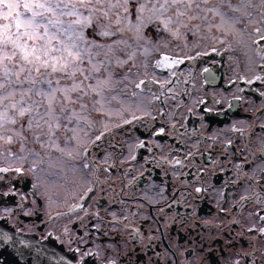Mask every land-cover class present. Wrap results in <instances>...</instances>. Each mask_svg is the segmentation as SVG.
I'll use <instances>...</instances> for the list:
<instances>
[{
  "label": "flooded vegetation",
  "instance_id": "obj_1",
  "mask_svg": "<svg viewBox=\"0 0 264 264\" xmlns=\"http://www.w3.org/2000/svg\"><path fill=\"white\" fill-rule=\"evenodd\" d=\"M152 34L164 47L153 75L131 89L144 110L107 125L78 156L61 158L36 140L40 128L23 123L26 160L19 172H2L0 219L88 264H264L257 231L264 227V82L255 79L264 73L255 45L220 31ZM164 55L178 62L157 67ZM130 70L138 79L140 69ZM70 134L54 131L65 143ZM15 152L12 143L8 153ZM46 157L79 166L63 172L77 176L74 187L58 179L56 166L54 186L45 188ZM47 193L66 201L47 212Z\"/></svg>",
  "mask_w": 264,
  "mask_h": 264
},
{
  "label": "snow or ice",
  "instance_id": "obj_2",
  "mask_svg": "<svg viewBox=\"0 0 264 264\" xmlns=\"http://www.w3.org/2000/svg\"><path fill=\"white\" fill-rule=\"evenodd\" d=\"M208 4L209 0H146L145 3H139L137 0L134 5L133 0H0V93H3L6 87L11 88L13 83L19 85V93L17 89L11 88L6 94H0V132L6 125L17 123V120L9 115V111L12 110L21 118L29 116L27 120L29 131L35 124L37 129L47 126L49 133L54 135L53 128L58 129L61 126L60 117L57 115L59 105L60 113L66 111L69 113L66 117L68 123L75 122L76 126L67 130L72 133L69 140H76L79 145L83 140L80 136V132L83 131L81 123H89L88 116L84 114L88 107L84 103V98L89 96V93L99 97L95 103L101 105L97 111L102 112L104 92L113 86V74L107 67L110 64L108 54L112 51L113 45L106 46L97 43L95 39H90L89 30L94 37L114 36L113 17L119 25L123 20H128L133 6L137 23L133 26L129 20V26L134 27L137 34L146 22H157L160 26L157 28L158 32L168 33L178 39L186 38V33L181 29H187L196 35L200 25L190 27L192 22L206 21L207 16L203 14L213 13L214 17H219V23L209 24V30L215 28L222 33H231L240 43L248 44L250 41L255 45V54L261 61L258 68L264 73V0H239L235 5L231 0H227L226 3L225 0H221L219 5L211 8L207 7ZM121 9L123 16L120 13ZM241 25L244 26L239 27ZM253 25L257 26L252 27ZM253 36L258 39H251ZM105 47L108 50L104 53L105 60L96 59L100 52L94 50ZM144 51L147 54L149 50L145 48ZM134 55V53L130 55L127 60L117 59V64H128L129 61H133ZM85 62L88 67H85ZM177 62L164 55L162 60H157L156 66L172 67ZM144 67L147 68V65ZM101 71L107 75L103 77L91 75ZM65 78L68 82L62 84ZM255 79L264 82V75H257ZM93 80L94 83L91 82ZM247 82L252 83V80ZM144 83V80H140L135 87L141 88ZM25 84L29 85L27 89L23 87ZM37 85L47 87H36ZM17 94L20 96L19 102L15 101ZM32 94L41 99L25 107L24 97ZM260 95L264 96V92ZM5 100L10 101L7 106L3 104ZM44 101H47L46 105ZM77 104L80 111L75 107L67 108V105ZM41 107H44V112L40 111ZM33 112L35 115H31ZM260 127L264 131V124ZM22 130L23 124L21 131L15 135L24 139ZM160 131L163 132L164 129L161 128ZM100 139L101 136L98 135L95 141ZM0 140H6L11 144L13 136L0 135ZM36 140L39 141L38 136ZM83 154H88L87 147L84 148ZM68 155L71 156L72 153L69 152ZM6 171L8 169H0V172ZM16 171L19 172L20 169L17 168ZM91 191L92 188L88 187L87 192ZM195 191L199 193L202 189L196 188ZM260 202L264 203V199H260ZM260 219L264 221V216H260ZM249 231L253 229L250 228ZM257 231L261 240H264V227ZM4 239H9L7 234H4Z\"/></svg>",
  "mask_w": 264,
  "mask_h": 264
},
{
  "label": "rangeland",
  "instance_id": "obj_3",
  "mask_svg": "<svg viewBox=\"0 0 264 264\" xmlns=\"http://www.w3.org/2000/svg\"><path fill=\"white\" fill-rule=\"evenodd\" d=\"M134 1L137 2V0H134ZM138 2L145 3L146 0H138ZM220 2L221 0H209V4L207 5V7L211 8L214 5H219ZM226 2L227 0H225V3ZM231 2L235 5L239 2V0H231ZM203 6L204 5H202V7ZM225 11H227V9H225ZM120 13H121V16L124 15L122 9L120 10ZM229 14L231 15V13ZM203 15L207 16L206 21L205 20L193 21L190 27H195V25L197 24L200 25L199 29L197 30L196 35H202L203 33H207L208 35L217 34L219 30L215 28H212L211 30H209V24L219 23V17H214L213 13L211 12L204 13ZM129 20L131 22V25L133 26L137 23L136 17H135L134 6L132 7V14L129 16L128 20H123L119 25L116 24V18L113 17L112 31L115 33L114 36H111L108 38L94 37L91 35V30H89L90 39H95L97 43H101L106 46L108 44L113 45L112 51L109 52L108 54V59L110 60V64L107 65L109 71H111L113 74L112 76L113 86L110 90H105L104 92L105 99L103 101L104 107H103L102 112L97 111L98 109L101 108V105L98 103H95V101L100 99L99 97L89 93V96L84 98V103L88 105L84 114L88 116L89 123L88 124H84L83 122L81 123V127L83 128V131L80 132V136L83 138L82 142L78 145L76 140H72L73 142L67 140V142L65 143L64 141H62V139L64 140V138L60 136L54 137L55 135L49 133L47 126H42L40 128L42 133L38 137L41 143H44L48 150L56 148L57 155H60L61 158H64L65 155H67L69 152H71L73 155L78 156L79 150L77 148L83 142H86V146L91 144L93 139L98 135V133L102 132V130H104L107 127V125L110 126V124L112 123L119 122L118 119H122L124 121L126 120V117L130 115L131 113L144 110L145 104L143 106V102L145 101L135 100L132 97L131 89L133 85H136L140 80L147 78L149 75H153L152 71L154 70V68H153L152 62L155 58V53L159 52L164 47L161 41L153 38L152 33H154V35L156 33H159L158 37L159 36L161 37L162 33L165 35V37L170 36V34L164 33V32H158L157 28L160 26L158 25L157 22H146L143 29H141L139 34H137L135 28L129 26ZM154 25H156L157 27L154 28L155 27ZM239 27H242V25ZM181 31L185 32L187 35L190 34L187 31V29H181ZM117 41H119V43H117ZM145 48L149 50L147 54H145V51H144ZM94 51L100 52V56L97 57L96 59H99L101 61L105 60L104 53L108 51L107 47L103 49L94 50ZM133 53L135 54L133 61H129V63L125 65L117 64V59L127 60L128 57L132 55ZM133 63L138 69H140L137 72L138 79L134 75L135 72L130 70V68L135 67V66L134 67L132 66ZM145 64L147 65V68L144 67ZM85 67H88L86 62H85ZM91 75H100L103 77V76H106L107 73L101 71V73L91 74ZM14 79L15 78H13V80ZM53 79H55V76L53 77ZM67 82L68 81L66 80V78L62 80V84L67 83ZM91 82L94 83V80ZM85 83H88V82H85ZM41 86L47 87L46 85H37L36 87H41ZM23 87L27 89L29 85L25 84ZM11 88L17 89V92L19 93V85H16L15 83H13L11 85ZM11 88L6 87L3 90V93H0V94H6L8 91L11 90ZM141 97H146V96H141ZM40 99L41 97L36 96L35 94H32L30 96H25L24 106L27 107L29 104H33L34 101H39ZM15 101L17 102L20 101L19 94L16 95ZM9 103H10L9 100H5L3 102L4 106H7ZM46 103L47 101H44L45 105ZM72 107H75L77 111H80L79 104L75 106L67 105V108H72ZM59 108L60 106L57 105V115L60 117L59 123L61 126L57 130H58V133H60V130L63 131V133H65L68 128L75 127L76 124L75 122H73L72 124H69L66 118L69 113L66 111L62 114L60 113ZM40 111L44 112V107H41ZM9 115L13 116L17 120V123L15 125H12V124L6 125L5 129L2 132H0V135L13 136L12 143H13V146H15L16 148V152L14 156H11L8 153V151H10V145L12 143L9 144L7 143L6 140H0V169H6L5 167L10 166L12 170L13 169L12 167L19 168L20 166H22L24 164V161L26 160L25 153L21 150V148L22 149L25 148V146H22L25 143L24 141L25 138L21 139L19 136H16L15 133L18 131H21V124L26 123L27 120L29 119V116L26 115L25 117L21 118L18 116V114H16L12 110L9 111ZM31 115H35V112L31 113ZM33 128L36 131L37 128L35 127V124ZM55 130L56 128H53V132ZM23 131H25L24 124H23V130H22V134L24 136ZM70 136H72V133L70 134ZM61 141L64 142V144L61 143ZM60 149H63V151H61ZM83 156L85 155L83 154ZM58 161L59 163L61 162V165L58 163ZM46 164L48 167H51V172L47 171L48 167L46 165H45L46 169L45 168L41 169V172H40V175L42 177L41 180L43 184H45L46 189L47 187L49 188V186L51 187L54 186L53 182H51V179H52V174L56 172V171H53L56 166H57L56 169H60V171L57 172V176L59 177L58 179L63 180L67 178L64 183L67 186L74 187L76 183H73L74 182L73 180L74 179L77 180V176L75 174H70V176L65 178V176H63V172H65L66 174V172L69 170H75V171L79 170V166L72 165V167H70L71 165L69 163L65 161L62 162V159L60 158H57V161L53 158L52 160H48L47 158ZM11 170H8L7 172ZM10 174H11L10 177L16 176V175H13L12 173ZM2 175L3 173L0 172V178H4V176ZM86 179L88 180V178L85 176L84 182H86ZM58 187L61 188L59 189V192L65 199V196H67L68 193L67 194L65 193L63 186L58 185ZM67 190L69 191L71 189H67ZM73 194H75V191L73 192ZM46 195H47L48 203L44 207V210L47 212L51 211L52 208L55 207L56 205L62 206L63 202L65 203L66 201L64 199H61L60 197H57V201H58L57 202L55 201L56 198L52 197L50 193H47ZM15 206L17 207V204ZM112 248L114 247L112 246Z\"/></svg>",
  "mask_w": 264,
  "mask_h": 264
},
{
  "label": "water",
  "instance_id": "obj_4",
  "mask_svg": "<svg viewBox=\"0 0 264 264\" xmlns=\"http://www.w3.org/2000/svg\"><path fill=\"white\" fill-rule=\"evenodd\" d=\"M7 234L9 239H4ZM0 264H88L76 261L55 240L16 232L0 220Z\"/></svg>",
  "mask_w": 264,
  "mask_h": 264
},
{
  "label": "trees",
  "instance_id": "obj_5",
  "mask_svg": "<svg viewBox=\"0 0 264 264\" xmlns=\"http://www.w3.org/2000/svg\"><path fill=\"white\" fill-rule=\"evenodd\" d=\"M136 2L133 0V4H135ZM155 27L154 28H156L157 26L156 25H154ZM159 33H156L155 35H156V37H157V35H158Z\"/></svg>",
  "mask_w": 264,
  "mask_h": 264
}]
</instances>
